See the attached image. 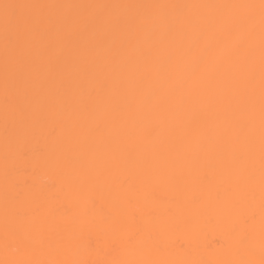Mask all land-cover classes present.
<instances>
[{"label": "bare ground", "instance_id": "bare-ground-1", "mask_svg": "<svg viewBox=\"0 0 264 264\" xmlns=\"http://www.w3.org/2000/svg\"><path fill=\"white\" fill-rule=\"evenodd\" d=\"M0 264H264V0H0Z\"/></svg>", "mask_w": 264, "mask_h": 264}]
</instances>
